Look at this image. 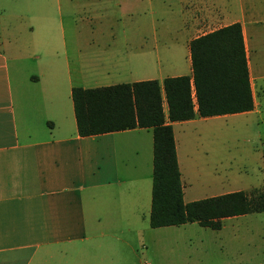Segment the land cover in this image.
Segmentation results:
<instances>
[{
	"label": "crops",
	"instance_id": "crops-1",
	"mask_svg": "<svg viewBox=\"0 0 264 264\" xmlns=\"http://www.w3.org/2000/svg\"><path fill=\"white\" fill-rule=\"evenodd\" d=\"M180 11L188 34L200 25L213 24L207 32L240 22L254 105L237 113L264 124V0H181ZM36 17L47 23L45 12ZM54 17L62 27L61 14ZM27 29V44L0 33V264H192L189 250L162 252L158 239L151 258L143 250L149 246L142 235L151 208L152 128L78 133L71 89L83 66L96 65L92 59L82 64L81 57L112 47L52 45L36 39L31 24ZM191 38L185 39L189 63ZM164 48L165 56L159 45L115 47L131 57L111 59L113 70L131 81L155 78L156 64L173 61V48ZM163 107L167 115L166 101ZM229 114L171 121L184 201L234 190L201 194L193 186L199 173L194 133Z\"/></svg>",
	"mask_w": 264,
	"mask_h": 264
},
{
	"label": "rangeland",
	"instance_id": "rangeland-1",
	"mask_svg": "<svg viewBox=\"0 0 264 264\" xmlns=\"http://www.w3.org/2000/svg\"><path fill=\"white\" fill-rule=\"evenodd\" d=\"M180 10L181 0H0V33H11L20 43L27 44L30 40L27 27L31 24L34 37L52 45L109 44L112 48L107 52L91 51L93 56L87 50L88 54L81 57L82 64L90 59L96 62L94 66H83L78 75L75 83L83 87L131 81L130 75L113 70L116 62L111 59L131 57L115 47L159 45L160 54L165 56L164 47L168 45L173 48V61H162L154 67L155 78L161 79L172 73L190 74L185 39L214 26L200 25L188 34ZM42 12L48 15L44 26L36 17ZM56 13L62 16L60 28ZM263 66L260 63L259 67ZM106 68L110 71L106 72ZM213 118L208 121L212 128L199 129L193 136L194 164L199 170L193 186H199L201 194L231 188L251 193L263 190L264 124L254 115L241 113ZM145 226L148 227L142 236L149 246L143 250L150 258L158 239L162 252H177L181 247L189 250L192 264L196 260L198 264H264V210L230 217L220 229L196 221L153 228L145 219ZM166 236H183L185 242L181 240L183 237Z\"/></svg>",
	"mask_w": 264,
	"mask_h": 264
},
{
	"label": "trees",
	"instance_id": "trees-1",
	"mask_svg": "<svg viewBox=\"0 0 264 264\" xmlns=\"http://www.w3.org/2000/svg\"><path fill=\"white\" fill-rule=\"evenodd\" d=\"M189 51L190 74L94 87L74 85L71 89L74 114L80 135L152 128L151 227L196 221L219 229L223 217L263 211L264 189L252 193L235 189L184 201L171 121L253 108L240 22L196 35L189 41ZM262 156L264 164V148Z\"/></svg>",
	"mask_w": 264,
	"mask_h": 264
}]
</instances>
